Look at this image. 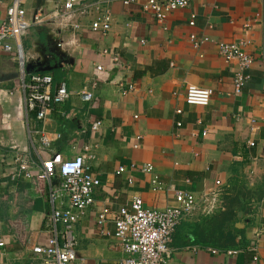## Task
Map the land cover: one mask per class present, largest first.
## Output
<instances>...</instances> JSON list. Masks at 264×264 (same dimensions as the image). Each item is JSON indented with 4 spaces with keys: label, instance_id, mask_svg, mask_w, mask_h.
<instances>
[{
    "label": "crops",
    "instance_id": "crops-1",
    "mask_svg": "<svg viewBox=\"0 0 264 264\" xmlns=\"http://www.w3.org/2000/svg\"><path fill=\"white\" fill-rule=\"evenodd\" d=\"M11 1L0 0V21ZM79 4L85 13L62 22L54 18L61 0H21L27 21L43 18L20 39L25 58L50 67L45 74L51 76L52 87L64 82L70 93L43 122L25 112L14 48L11 53L0 49L3 264L42 263L32 249L47 238L50 187L58 181L38 182L35 176L42 160L53 154L73 158L85 146L93 155L87 166L100 185L93 192V205L70 230L73 264H120L124 253L113 236L111 214L127 207L134 196L144 208L162 211L176 206L177 192L196 199L218 192L221 206L224 192L235 196L242 208L231 225L234 246L225 251L214 247L215 241L203 245L195 240L211 231L206 224L210 216L200 210L181 220L165 264H249L254 245L264 264V0H191L188 8L169 14L163 25L139 3ZM105 12L111 18L109 31L93 32L92 22ZM191 13L196 15L193 28L188 26ZM189 34L209 41L194 47ZM221 43L241 44L253 60L247 70L250 80L239 93L233 82L238 64L219 55ZM119 83L132 84L134 90L122 95ZM187 86L211 90L208 106L187 105ZM81 92L91 93V100H84ZM95 121L100 127L92 132ZM40 134L48 138V148L40 144ZM19 157L28 162L31 180L11 179ZM133 164L135 169L130 168ZM144 164L152 165L160 191L153 190L152 174L138 169ZM121 167L123 174L116 175ZM59 206L67 209L65 196ZM103 209L110 215L99 226L97 216ZM20 225L23 242L13 232Z\"/></svg>",
    "mask_w": 264,
    "mask_h": 264
},
{
    "label": "built area",
    "instance_id": "built-area-1",
    "mask_svg": "<svg viewBox=\"0 0 264 264\" xmlns=\"http://www.w3.org/2000/svg\"><path fill=\"white\" fill-rule=\"evenodd\" d=\"M191 0H122L123 5L141 4L142 10L151 15L155 23L163 25L169 14L188 8ZM80 0H61V6L56 9L54 18L62 22L71 20L76 14H84V9L80 7ZM43 18L35 16L33 21L25 19V10L21 6V0H12L6 10L5 18L0 21V49L5 53L15 51L13 59L18 64L20 87L23 94V104L26 113H32L36 119L42 121L46 114L54 107L66 102L70 93L61 82L52 87L53 82L50 75L44 73L26 72V64L32 59H26L22 50L21 38L31 27L41 23ZM196 15L191 13L188 20L190 28L195 27ZM111 26V18L107 12L96 18L92 24L93 32L106 34ZM249 23L245 24V28ZM207 37H197L189 34V42L194 47H199L207 43ZM60 48V47H59ZM218 53L225 62L236 61L239 73L234 78V88L236 93L245 86L250 76L247 70L252 65V58L245 53L243 46L238 43H221L218 45ZM114 62L117 58L113 59ZM98 72L102 71L97 66ZM122 95L131 93L134 90L132 84H117ZM80 95L86 101L91 100L92 94L81 92ZM212 97V91L201 89L195 86H187L184 94V102L189 106L206 107ZM177 115L181 110H176ZM181 124L177 123L179 127ZM100 122L91 124L90 130L95 132L99 129ZM40 144L43 148H48L50 142L45 135L40 134ZM202 133V136H205ZM253 144L250 143L249 146ZM91 147H83V151L73 158H64L60 154H53L50 158L42 160L41 169L35 176L39 180L51 182L57 179V185L50 187L49 201L51 214L49 217V227L47 238L42 245L33 247L32 252L41 258V264H73L76 260V253L72 249L71 231L74 224L93 205V192L99 187L100 182L93 176L87 166V160L93 159V155L88 154ZM18 171L11 174V179L21 177L23 180H31L32 173L28 172V162L21 157L17 158ZM135 169V165L130 166ZM141 172L152 174L151 183L154 191H160L159 178L153 174V167L144 164L138 168ZM124 168H118L116 175L123 174ZM217 185L219 182L216 183ZM67 199V209L63 210L59 206L60 198ZM264 200V194H263ZM176 206L169 207L162 211L149 210L144 208L142 200L134 196L129 205L113 212L112 222L114 224L113 236L118 241L124 258L120 264H165L171 256L170 243L175 227L181 220L192 216L197 211H202V215L209 217L222 209L220 194L213 192L210 195L201 196L196 199L192 194L177 192L175 196ZM110 215L109 210L103 209L97 216V224L103 226ZM60 227V228H58ZM5 242L0 239V264H3L6 250ZM218 253L217 250H211ZM253 253L249 264H261L257 246L250 248ZM230 254H234L231 253Z\"/></svg>",
    "mask_w": 264,
    "mask_h": 264
},
{
    "label": "trees",
    "instance_id": "trees-1",
    "mask_svg": "<svg viewBox=\"0 0 264 264\" xmlns=\"http://www.w3.org/2000/svg\"><path fill=\"white\" fill-rule=\"evenodd\" d=\"M45 74V73H44ZM49 75V74H47ZM38 182H42L41 180L37 179ZM223 198V204H222V210L220 212L218 211L213 216H210V220H207L206 224L211 227V231H209L208 235L206 234H200L195 237V240L197 243L208 245L210 242H216L214 247L225 251L229 247L234 246V235L231 230V225H233L237 221V211L240 210L241 205L236 204V198L235 196L231 194L224 193L222 194ZM29 205V204H28ZM34 208V204L30 209ZM228 229H230L229 232H226ZM13 230V229H12ZM21 225L19 226V229L15 231L16 239L18 242H23V239L21 238V231H22ZM219 234V235H217ZM218 236V237H217Z\"/></svg>",
    "mask_w": 264,
    "mask_h": 264
},
{
    "label": "water",
    "instance_id": "water-1",
    "mask_svg": "<svg viewBox=\"0 0 264 264\" xmlns=\"http://www.w3.org/2000/svg\"><path fill=\"white\" fill-rule=\"evenodd\" d=\"M51 70L50 67L44 66L43 63L40 62L39 59L31 60L26 64V72L31 73H46Z\"/></svg>",
    "mask_w": 264,
    "mask_h": 264
}]
</instances>
